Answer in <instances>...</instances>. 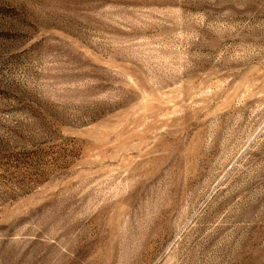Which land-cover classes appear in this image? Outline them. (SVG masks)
Masks as SVG:
<instances>
[{
    "label": "rangeland",
    "instance_id": "rangeland-1",
    "mask_svg": "<svg viewBox=\"0 0 264 264\" xmlns=\"http://www.w3.org/2000/svg\"><path fill=\"white\" fill-rule=\"evenodd\" d=\"M0 264H264V0H0Z\"/></svg>",
    "mask_w": 264,
    "mask_h": 264
}]
</instances>
